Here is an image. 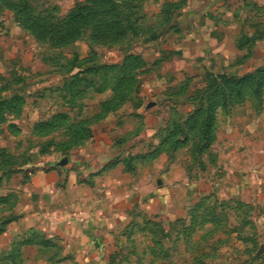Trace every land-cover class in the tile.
Wrapping results in <instances>:
<instances>
[{"label":"rangeland","instance_id":"374dc122","mask_svg":"<svg viewBox=\"0 0 264 264\" xmlns=\"http://www.w3.org/2000/svg\"><path fill=\"white\" fill-rule=\"evenodd\" d=\"M24 1L27 14L43 12L61 27L78 5L100 8L90 0H0L11 58L0 72V90L11 95L0 113V264H264V204L248 202L232 181L245 153L243 118H264V84L260 94L251 83L241 97L218 98L213 142L200 134L214 82L217 92L228 91L240 87L239 77L263 76L264 0H111L120 38L86 27L65 45L29 33L13 7ZM209 26L181 74L173 51L194 45L195 30ZM79 157L85 161L69 168L76 189L66 180L29 186L37 171L56 167L50 160ZM153 191L156 210L148 207ZM123 199L132 207L97 262L79 260L71 253L77 245L60 238L64 231L43 225L66 220L56 215L63 211L82 217L90 202ZM165 203L169 212L161 214Z\"/></svg>","mask_w":264,"mask_h":264},{"label":"crops","instance_id":"0c3cea01","mask_svg":"<svg viewBox=\"0 0 264 264\" xmlns=\"http://www.w3.org/2000/svg\"><path fill=\"white\" fill-rule=\"evenodd\" d=\"M237 1V0H236ZM194 11L198 12V8H194ZM193 10V9H192ZM201 10V9H200ZM203 10V9H202ZM204 14V11H203ZM212 26L204 27L201 31L198 29L195 30L196 35V42L194 45L189 42V44H185L182 48H178L174 50L176 60L178 59V64L180 63V71L181 74L188 73L189 66L186 69L184 66L188 65L189 60H195L194 52L197 51L199 46H205L206 44V36L201 35L202 32L210 31ZM6 31L0 32V72L3 71L2 66L7 63V59L11 60L10 56L7 58V45H10L9 37L6 35ZM8 40V41H7ZM201 40V43H198ZM195 43L197 46L195 47ZM193 45V47H192ZM10 53V52H9ZM184 65V66H183ZM2 68V69H1ZM179 71V70H178ZM184 71V72H183ZM11 95L7 92L6 89L0 90V100H4ZM247 112V110H246ZM245 117V116H243ZM241 118V117H240ZM238 119V121L240 120ZM246 118V117H245ZM244 119V124L241 127L245 132L240 139V143L242 148L244 149L245 153L242 154V166H240V176L238 180L234 181V188L235 192L238 189H241V193L247 201L253 202H261L264 204V118L262 117L254 123H250ZM242 119V118H241ZM250 123V124H249ZM242 124V123H241ZM248 131V132H247ZM250 136V137H249ZM97 138H95L96 140ZM232 139V138H230ZM98 140V139H97ZM95 141L99 144V148H104V145L100 139ZM105 144V143H104ZM119 153V150L108 152L107 155H103L101 160H95L91 165H89V172L94 173L97 170V167L100 165V162L107 161L111 156L116 155ZM247 154L251 157L254 156V162L251 161ZM241 157V156H240ZM83 158V157H82ZM162 159V158H161ZM80 160V161H79ZM79 160L69 161L67 163L63 162L59 164L55 160H50L48 166H56L53 169H48V171H37L33 174L31 178V182L29 186L31 187H43V188H53L59 183H63L62 180L67 181V186L69 187L68 190L76 189L75 181H76V171L69 170L70 164L73 162L74 164L82 163L85 161L79 157ZM235 161L237 158L234 159ZM47 163V164H48ZM72 163V164H73ZM239 163H241L239 161ZM51 168V167H50ZM156 169V168H155ZM155 172V170L153 169ZM232 179V178H231ZM230 179V180H231ZM259 180V185H257V181ZM231 181V182H232ZM166 184V182H165ZM167 193L172 201V187L169 182L167 183ZM153 200L148 202L149 209H157L158 206L155 202V196L158 194L157 191H153ZM236 194V193H235ZM159 195V194H158ZM235 198V197H232ZM44 201V200H41ZM112 202V203H111ZM111 202L105 201L104 203L94 204L90 202L88 207L83 205L80 209L83 216H78L74 214V216L70 215V218L67 216V212L63 211L57 213L58 216H64L66 220L57 219L51 220L49 219L43 222V225L46 228H50L49 230H57L56 232H60V230L64 231V233L59 234L60 238L65 241H68L71 245H77L75 252L76 257L83 262L84 259L90 262H97L104 258L114 247V243L116 240V233L120 230L123 222L125 221L123 213L129 212L128 210L131 209L132 204H129L123 200H113ZM152 203V204H151ZM167 203V201H166ZM164 204L161 206L159 213L167 214L169 212L168 205ZM160 206V205H159ZM122 214V215H121ZM39 223V222H38ZM41 223V222H40ZM25 225V224H24ZM33 225V224H31ZM29 226L25 227L26 231H28Z\"/></svg>","mask_w":264,"mask_h":264},{"label":"trees","instance_id":"16d2710c","mask_svg":"<svg viewBox=\"0 0 264 264\" xmlns=\"http://www.w3.org/2000/svg\"><path fill=\"white\" fill-rule=\"evenodd\" d=\"M96 1L100 4V8L97 6L86 7L78 5L76 8L68 15L65 26H59L56 23L47 22V19L43 12L39 13V16H35L34 14H27V11L30 10V5L24 1L23 5H14V9H16V15L21 19H24V27L32 34L38 41H44L46 36L48 39L56 40L60 44H68L75 39L78 38L81 31L86 27H91L93 33H96V36H104L105 38L116 39L122 36V30L118 18V12L116 10V4L111 2V0H90ZM6 7L9 5L6 4ZM11 8V7H10ZM108 15H113L114 20L109 23ZM67 27V28H66ZM65 28V29H64ZM105 28V30H102ZM264 66V65H263ZM264 68V67H263ZM262 68V69H263ZM258 69V73L262 74L259 78H253L254 75L251 73L246 74L242 77L237 78L240 82L239 88H230L227 90H222L217 92L218 85L214 82V85L211 87L210 93L211 96L208 98V101L211 104L208 106L206 111V117L204 118V123L202 127L201 139L207 140L209 142H213L212 136V128L216 123V116L219 107L222 104H217L218 98H221L220 102L226 101L232 95H240L244 93L245 86L247 84L253 83V85H257V94H260V90L264 84V69ZM236 80V78H232ZM218 101V102H217ZM219 102V103H220ZM11 107V101L4 99L0 100V113L6 112L7 109Z\"/></svg>","mask_w":264,"mask_h":264}]
</instances>
